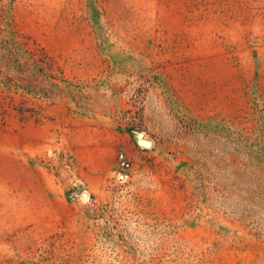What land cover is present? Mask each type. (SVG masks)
<instances>
[{
	"label": "rangeland",
	"instance_id": "obj_1",
	"mask_svg": "<svg viewBox=\"0 0 264 264\" xmlns=\"http://www.w3.org/2000/svg\"><path fill=\"white\" fill-rule=\"evenodd\" d=\"M10 42L0 264H264V0H0Z\"/></svg>",
	"mask_w": 264,
	"mask_h": 264
},
{
	"label": "trees",
	"instance_id": "obj_2",
	"mask_svg": "<svg viewBox=\"0 0 264 264\" xmlns=\"http://www.w3.org/2000/svg\"><path fill=\"white\" fill-rule=\"evenodd\" d=\"M25 52V51H24ZM21 48L16 47L12 42L9 44H0V59L5 61V65L8 67L5 72H3L0 76L2 75H7V78L9 75L13 74V77H11L9 80L10 84L8 85L9 89H15L19 90L22 89L24 92H29L32 91L37 95H40V90H39V79H36L37 82H33L31 77H29L27 74H25V71L22 72V74H19L21 71L19 69H16L14 67V64L19 63L20 60L25 58L22 53H24ZM40 51H35V52H30L29 57L31 62H41L42 63V72L45 74V68L47 62L44 61V58L40 57L42 54L45 56V53H39ZM28 62V60L26 59ZM18 74V75H17ZM30 83L32 86H29ZM27 107H22L20 109V113L25 118Z\"/></svg>",
	"mask_w": 264,
	"mask_h": 264
},
{
	"label": "built area",
	"instance_id": "obj_3",
	"mask_svg": "<svg viewBox=\"0 0 264 264\" xmlns=\"http://www.w3.org/2000/svg\"><path fill=\"white\" fill-rule=\"evenodd\" d=\"M119 163L124 169H129L132 166V160L125 153L119 155Z\"/></svg>",
	"mask_w": 264,
	"mask_h": 264
},
{
	"label": "water",
	"instance_id": "obj_4",
	"mask_svg": "<svg viewBox=\"0 0 264 264\" xmlns=\"http://www.w3.org/2000/svg\"><path fill=\"white\" fill-rule=\"evenodd\" d=\"M144 144H145L146 146H151V145H152V141L149 140V139H146V140H144Z\"/></svg>",
	"mask_w": 264,
	"mask_h": 264
}]
</instances>
